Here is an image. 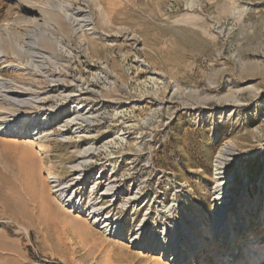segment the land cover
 <instances>
[{
    "label": "rangeland",
    "instance_id": "rangeland-1",
    "mask_svg": "<svg viewBox=\"0 0 264 264\" xmlns=\"http://www.w3.org/2000/svg\"><path fill=\"white\" fill-rule=\"evenodd\" d=\"M30 3L42 11L0 0V80L48 96L55 83L49 75L57 71L65 90L51 96L46 109L20 107L16 115L44 114L49 125L55 117L78 114L69 110L94 111L88 113L91 122L77 120L67 128L60 119L44 127L51 133L44 139L51 152H38V170L52 203L68 219H40V204L23 187L18 161L31 136L0 134V264H224L221 253L207 254L208 247H221V237L200 228L215 225V160L226 146L234 153L223 163L230 220L244 235L240 222L264 233V0ZM80 7L92 22L84 29L70 19ZM29 40L46 53L38 64L31 61ZM89 147L103 150L84 172L107 178L113 168L116 190L125 192L113 210L122 223L114 235L85 215L93 183L75 193L85 207L80 212L63 205L49 181L53 172L70 182L72 165L82 160L78 148ZM103 160L114 165L104 170ZM17 190L31 205V217L11 204ZM131 196L137 198L128 203ZM69 216L87 222L88 231ZM138 228L141 238L132 241ZM187 230L201 238V254L192 261L183 257L192 248ZM146 241L160 246L144 249ZM173 249L178 255L171 262Z\"/></svg>",
    "mask_w": 264,
    "mask_h": 264
},
{
    "label": "bare ground",
    "instance_id": "bare-ground-1",
    "mask_svg": "<svg viewBox=\"0 0 264 264\" xmlns=\"http://www.w3.org/2000/svg\"><path fill=\"white\" fill-rule=\"evenodd\" d=\"M20 3H21L20 7L22 10L28 11V8H27L28 6V7H31L37 10L38 12L42 11L40 6H38L37 4L30 3V0H20ZM192 5L193 4L191 3L190 6ZM70 19L72 20V23L75 24L74 27L79 26L80 29L81 28L84 29L83 26L91 25L92 23V22H89L91 19L89 13L82 7L75 9ZM34 26L36 27V25ZM87 29H93V27H89ZM27 44L32 49H34L31 55L32 56L31 61L33 63L38 64L37 63L38 61L40 62L41 59L46 58V55H45L46 53L44 52V49L40 48L37 45L36 41L29 40ZM3 57L4 56L2 55V50H0V60H2ZM56 72H51L49 75L50 77H52L51 80L55 83H54V89L51 90L52 95H48V96H41V94H39V92H36V90H32L29 87L26 88V84L25 86H22V87H16L9 81L0 80V96L2 99V101L0 102V134L11 136V137H16V138L31 136V139H32L30 140L31 142H27L26 144L22 145V152L19 157L20 161H18L19 169L22 175V182L24 185L23 187L26 188L27 195L30 197V199L40 204L41 206L40 219H43L46 221L51 220V219L57 220L58 218L68 219V214H65L61 210L60 207L52 203L50 196L48 195V192L46 191L45 184L42 181V178H41L42 176L40 175L41 173L38 170V167H39L38 161L40 159L38 152L40 153L42 152L43 154L45 153L49 154V151H50L45 146L44 141L48 139L47 136L50 135L51 133L48 134L45 128L47 129L48 126L50 127L51 125H55L62 118L56 120L57 117H55V119L52 120L51 119L52 116H51L50 117L51 121L49 122V125H47L48 119H49L47 115L45 116L44 114H41L40 116H38L37 114L38 117L31 118V116L27 114H22L20 116H17L16 113H17L18 108L25 107V106L35 107L36 109H39V111L44 110L46 109L45 106L46 104H48L51 96L54 97V96H57L58 94L60 96L64 95L62 94V92L65 90V87L64 85L61 84V82H59L61 79L58 76L60 75L57 76ZM2 103L16 106L17 108H13L14 110H6V108L1 106L3 105ZM81 109H84V108H81ZM76 111L78 112L77 115L73 117L68 116ZM82 112H83L82 110L67 111V113H69L67 115L68 119H65V120L62 119L64 122L62 126L69 128V126L71 125L79 124L78 122H76L77 120H83V122H91L90 116H88V113L91 112V108L90 109L88 108L85 113H82ZM17 119H19V121ZM79 128L81 129L84 128L83 123H80ZM36 148L38 151H36ZM100 150H103V149H100L99 147H95L94 149L90 147L83 148V149L78 148V156H80L82 160H79L76 163L74 162L73 165L71 164L72 165L71 170L74 175V177L71 178L72 180L70 182H67V184L63 183L60 177L57 175H54L52 172L51 174H49V181L52 186L51 188L53 189L52 191L57 193V196L59 197L63 205L64 204L69 205L70 208L74 210H78L80 212H83L85 207H83L82 205L78 203V200L75 198V193H78L81 186H85V185H89V183H93V185H91L92 188L90 189L89 197L86 202L88 209L85 211L86 212L85 215H87L88 218H91L93 223L99 224L106 233L114 235V234H117L119 231L121 232L122 223H121V220L116 219L114 217L113 210L115 208L116 200L119 197V193L121 194L125 193L121 191H119L118 193L117 192L118 189L116 190V186L118 182V178L116 177V171L112 168L111 173H109L107 178L103 174L100 175L98 173L100 176L94 177V176H89L84 172L85 170L84 167L88 164V160L93 157L94 153ZM232 154H234L232 147L226 146L222 148L216 155L215 174H216V178L218 179V183L213 187V192L215 194V198H214L215 225L207 226L204 223H202L200 230L205 234H212V232H216L218 234V237H221L219 240L222 243L221 247L220 248L219 247H208L207 254L221 253L219 255V258L222 260L224 264H256L257 261L264 259V233L259 234L260 231H257L256 228H253L251 225H249L246 222L239 223L240 226L244 224V227H245L244 229L246 230L245 235H244L243 229L236 231L234 229L232 221L230 220L228 209L226 208L228 200H227V196L224 194L227 192L225 188L228 182L223 180L226 178V176L224 175L225 171L223 170L224 169L223 163L228 158V156ZM46 157H49V156H46ZM101 164L103 165L102 169L104 170L108 169L107 165H112V166L114 165L111 163L107 164V162H105L104 160L101 162ZM114 168H116V166H114ZM99 178H105V180L104 179L100 180ZM98 183L101 184V186L103 185V188L99 189V186H96V184ZM23 195H24L23 193L21 194V192L17 190L15 198L11 199V204L15 208L17 207L19 208L21 207V209L23 208L22 211L24 213L22 214L24 216L31 217L32 216V209L30 207L31 205L25 202ZM80 196H83L82 191L79 193V197ZM135 198L137 197L131 196L130 198H128L127 202L131 203L132 201L129 199L133 200ZM81 199L83 201V197H81ZM108 200L111 202L108 203L107 205H104L105 201H108ZM132 204H129V206L130 205L134 207L136 206ZM105 207L109 208V211L104 216L102 215L101 211ZM109 213H113V214L110 215ZM69 217H70L69 219L70 223L72 222L73 225L75 226L77 223H81L80 229L82 231H88L87 222L82 223V221H80L81 219L78 220L76 218H71V216ZM140 229L141 228H138L135 234H133L131 238L132 241L140 240L141 238ZM193 233H194L193 231L187 230V235L190 238L192 248H190L189 251L183 255V257H189L191 259L190 261H192V259H194L195 256H200L201 254V250H199V247H198L200 246V243L198 241H200L201 238L198 235L193 236ZM238 241H241V242L238 244ZM151 244H152L151 241H146L143 245V248L154 250L155 247L158 248L160 246V243L155 242L152 248ZM174 246H175L174 248H176V245ZM173 250L174 251L168 256V260L171 262L178 255V251L176 249H173ZM162 254L164 256L165 253H162ZM186 262L187 261L185 260V263ZM207 262L208 263L211 262L210 257H207Z\"/></svg>",
    "mask_w": 264,
    "mask_h": 264
}]
</instances>
